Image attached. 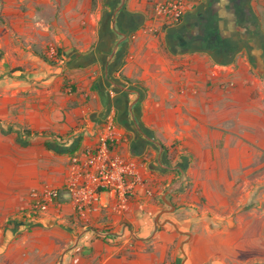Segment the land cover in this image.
<instances>
[{"label":"crops","instance_id":"crops-1","mask_svg":"<svg viewBox=\"0 0 264 264\" xmlns=\"http://www.w3.org/2000/svg\"><path fill=\"white\" fill-rule=\"evenodd\" d=\"M33 1L53 6L50 0L2 3L8 16L0 24L3 221L30 206L32 190L49 187L58 189V204L40 213L39 224H69L71 234H83L85 225L122 235L126 222L144 234L153 188L169 169L161 148L179 139L174 126H182L183 147L197 165L203 159L208 165L220 155L219 142L237 140L230 128L250 118L252 89L258 100L264 97V0H185L183 16L167 26L153 19L158 0H69L65 6L55 0L60 16L54 22L33 20ZM23 6L30 8L22 13ZM48 42L60 51L56 59L45 56ZM109 117L121 137L112 153L140 166L151 195L138 190L119 214L102 194L99 211L82 222L62 191L64 179L70 157L96 145ZM233 170L249 172L239 165ZM97 249L95 241L83 253Z\"/></svg>","mask_w":264,"mask_h":264},{"label":"rangeland","instance_id":"rangeland-1","mask_svg":"<svg viewBox=\"0 0 264 264\" xmlns=\"http://www.w3.org/2000/svg\"><path fill=\"white\" fill-rule=\"evenodd\" d=\"M3 1L2 25L8 18ZM50 1L53 6L33 1V20L54 22L59 18L53 11L56 1ZM67 2L63 0V5ZM29 8L18 10L23 13ZM51 47L57 54L53 42H48L45 56L49 60L57 58L49 55ZM258 97V89H252L250 99L256 106L250 118L245 124L229 127L237 140L219 142L220 155L210 158L208 165L206 159L197 165L198 159L183 147L182 126H174L179 139L161 148L169 169L161 175L166 178L157 183L160 188H153L154 207L145 210L150 223L144 234L126 222L122 235L96 227H90L93 233L71 234L65 231L69 224L28 222L29 205L22 206L7 221L0 212V264H264V110H259L264 107V97ZM167 135L172 137L169 131ZM233 148L240 154H231ZM238 165L249 172L233 173ZM172 166L178 168L172 170ZM6 231L12 234L6 235ZM97 233L112 238L97 237ZM95 241L100 249L83 253Z\"/></svg>","mask_w":264,"mask_h":264},{"label":"built area","instance_id":"built-area-1","mask_svg":"<svg viewBox=\"0 0 264 264\" xmlns=\"http://www.w3.org/2000/svg\"><path fill=\"white\" fill-rule=\"evenodd\" d=\"M184 11L185 0H158L153 7V19L162 26H167L178 22ZM49 55H56L53 47L50 48ZM120 138L114 119L109 117L103 123L96 145L70 157L62 191L72 203L77 219L82 222H87L90 214L99 211L102 194L109 196L112 201L111 209L119 214L127 211L129 199L138 190L143 189L146 195H151L140 166L112 153V145L117 144ZM29 198L26 220L37 222L40 213L58 204L59 191L44 187L41 190H32ZM83 228L84 232L93 233L88 226L84 225ZM97 234L94 235L109 237L107 233Z\"/></svg>","mask_w":264,"mask_h":264},{"label":"trees","instance_id":"trees-1","mask_svg":"<svg viewBox=\"0 0 264 264\" xmlns=\"http://www.w3.org/2000/svg\"><path fill=\"white\" fill-rule=\"evenodd\" d=\"M57 56H58V57L60 56V51L57 52L56 57H57ZM45 60H47V59H45ZM25 134H26V135H30V132H29V131H25ZM163 150L165 151V148H164ZM107 238H110V239H111L112 237H107Z\"/></svg>","mask_w":264,"mask_h":264}]
</instances>
